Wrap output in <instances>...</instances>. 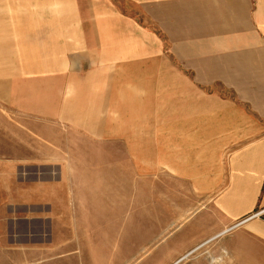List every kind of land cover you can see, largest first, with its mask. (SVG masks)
Masks as SVG:
<instances>
[{"label": "crops", "instance_id": "1", "mask_svg": "<svg viewBox=\"0 0 264 264\" xmlns=\"http://www.w3.org/2000/svg\"><path fill=\"white\" fill-rule=\"evenodd\" d=\"M57 1L32 0L35 23L13 26L0 0V264L57 244L68 134L90 131L149 134L173 179L216 198L227 227L184 256L229 231L264 255V0Z\"/></svg>", "mask_w": 264, "mask_h": 264}, {"label": "rangeland", "instance_id": "2", "mask_svg": "<svg viewBox=\"0 0 264 264\" xmlns=\"http://www.w3.org/2000/svg\"><path fill=\"white\" fill-rule=\"evenodd\" d=\"M14 2L10 0L7 6L10 24L23 23L18 13L25 14L26 24L35 23L32 0ZM29 57L20 58L27 61ZM42 75L46 84L37 93L45 96L42 104L48 109L49 73ZM14 76L10 74V81ZM25 118V126L31 125ZM90 121L96 125L95 118ZM124 123H129L127 118ZM41 124H49V117H42ZM148 135L126 131L113 143L96 132L69 133L72 211L58 222V242L9 264H250V256L243 255L240 238L232 231L183 257L211 237V229L221 230L227 222L215 197L201 194L204 191L195 190L191 182L173 179L175 175L161 164L160 150H152L151 155L145 148ZM28 150L31 147L26 142L24 151ZM250 258L253 264H264L263 254Z\"/></svg>", "mask_w": 264, "mask_h": 264}, {"label": "bare ground", "instance_id": "3", "mask_svg": "<svg viewBox=\"0 0 264 264\" xmlns=\"http://www.w3.org/2000/svg\"><path fill=\"white\" fill-rule=\"evenodd\" d=\"M243 222H245V221H243ZM243 222L239 223L238 225L242 224ZM238 225L235 224L234 227H235V226H238ZM195 249H196V248H195ZM192 252H193V251H192ZM192 252H191V253H192ZM186 256H187V255H186ZM186 256H184V257H186ZM176 263H177V262H174V264H176Z\"/></svg>", "mask_w": 264, "mask_h": 264}, {"label": "built area", "instance_id": "4", "mask_svg": "<svg viewBox=\"0 0 264 264\" xmlns=\"http://www.w3.org/2000/svg\"><path fill=\"white\" fill-rule=\"evenodd\" d=\"M245 220H247V219H244L243 221H245ZM243 221H241V222H243ZM241 222H238L236 225H238V224L241 223Z\"/></svg>", "mask_w": 264, "mask_h": 264}]
</instances>
